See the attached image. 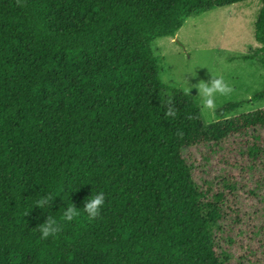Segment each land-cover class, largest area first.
Masks as SVG:
<instances>
[{
  "label": "trees",
  "instance_id": "obj_1",
  "mask_svg": "<svg viewBox=\"0 0 264 264\" xmlns=\"http://www.w3.org/2000/svg\"><path fill=\"white\" fill-rule=\"evenodd\" d=\"M250 1L0 0V264H230L221 242L238 181L227 173L215 192L191 153L237 140L264 169V109L207 126L163 82L152 45L192 15ZM91 191L105 194L95 219L82 209ZM63 200L81 208L71 222ZM47 216L61 231L43 239Z\"/></svg>",
  "mask_w": 264,
  "mask_h": 264
},
{
  "label": "rangeland",
  "instance_id": "obj_2",
  "mask_svg": "<svg viewBox=\"0 0 264 264\" xmlns=\"http://www.w3.org/2000/svg\"><path fill=\"white\" fill-rule=\"evenodd\" d=\"M262 7V0H254L192 15L175 38H159L152 45L163 82L181 91V85L189 86L190 96L200 107L207 126L217 123L219 118L231 119L264 109V99H254L264 91V68L256 56L260 45L255 37ZM211 74L222 76L233 93L230 97L217 94V107L208 113L201 108L195 86L200 81L209 82ZM230 104L240 106L228 117H218L217 110ZM235 143L240 141L233 140L222 149L194 150L191 154L197 168L195 174L202 184L214 182L215 192L222 188L221 177L229 174L237 179L239 189L229 193L233 206L224 223L231 240L225 237L226 243L221 244L229 250L230 264H264V183L257 189L264 169H251L245 149ZM254 190L256 195L251 193Z\"/></svg>",
  "mask_w": 264,
  "mask_h": 264
},
{
  "label": "clouds",
  "instance_id": "obj_3",
  "mask_svg": "<svg viewBox=\"0 0 264 264\" xmlns=\"http://www.w3.org/2000/svg\"><path fill=\"white\" fill-rule=\"evenodd\" d=\"M212 77L213 78L209 82L200 81L195 86L198 89L199 94L197 97H199L201 108L203 111H206L208 113L213 112L217 107L216 105L217 94L223 97H230L233 93L232 86L228 84L222 76L217 77L212 75ZM181 87H183L186 94L190 95L189 86L181 85ZM168 115L171 116L173 115V113L169 111ZM73 192L69 193L70 199H71V194ZM57 197L60 196L57 195L55 197V200ZM53 199L54 198L51 194H45L35 202L36 207L39 209H44L46 207H49L52 205ZM63 201L65 202V206L63 207V212H62V221L65 223L71 222L81 214L80 213L81 208H77L74 205V203H67L65 200ZM104 205H105L104 192L91 191V194L84 201V207L82 209L83 212L87 214V217L89 219H95L100 215ZM39 225H40L39 232L41 234V238L43 239H47L50 236H55L57 233L61 231V223L58 222V220L52 216H47V219Z\"/></svg>",
  "mask_w": 264,
  "mask_h": 264
}]
</instances>
